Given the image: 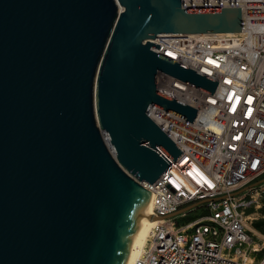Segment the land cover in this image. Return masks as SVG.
<instances>
[{"label": "water", "instance_id": "95a60500", "mask_svg": "<svg viewBox=\"0 0 264 264\" xmlns=\"http://www.w3.org/2000/svg\"><path fill=\"white\" fill-rule=\"evenodd\" d=\"M241 30V8L180 0H0V264H126L143 183L171 165L157 147L182 153L146 108L198 112L158 92L156 72L218 84L150 40Z\"/></svg>", "mask_w": 264, "mask_h": 264}, {"label": "built area", "instance_id": "2783aa9c", "mask_svg": "<svg viewBox=\"0 0 264 264\" xmlns=\"http://www.w3.org/2000/svg\"><path fill=\"white\" fill-rule=\"evenodd\" d=\"M183 9L241 8L234 34H159L151 51L218 82L213 94L158 70V92L198 110L193 122L150 104L146 114L182 152L154 182L160 221L133 264H264L253 229L264 203V0H180ZM102 137L114 156L106 133ZM204 213L187 221L198 208ZM184 220V221H181Z\"/></svg>", "mask_w": 264, "mask_h": 264}, {"label": "bare ground", "instance_id": "6f19581e", "mask_svg": "<svg viewBox=\"0 0 264 264\" xmlns=\"http://www.w3.org/2000/svg\"><path fill=\"white\" fill-rule=\"evenodd\" d=\"M218 34H234V33H218ZM152 208H153L152 202L151 199H149L143 211V214L138 222V225L136 227L131 250L126 264L134 263V261L140 255L143 248L146 246V242L151 228L160 222L154 218Z\"/></svg>", "mask_w": 264, "mask_h": 264}, {"label": "rangeland", "instance_id": "374dc122", "mask_svg": "<svg viewBox=\"0 0 264 264\" xmlns=\"http://www.w3.org/2000/svg\"><path fill=\"white\" fill-rule=\"evenodd\" d=\"M256 185L264 184V176L258 180L255 181ZM204 211L202 208H198L195 212H192L188 215V217L185 219V221L197 216L203 214ZM251 215L254 217V222H261L262 223V231H259L261 234H264V203L261 205L260 208L254 209L251 212ZM184 221V220H181Z\"/></svg>", "mask_w": 264, "mask_h": 264}, {"label": "trees", "instance_id": "16d2710c", "mask_svg": "<svg viewBox=\"0 0 264 264\" xmlns=\"http://www.w3.org/2000/svg\"><path fill=\"white\" fill-rule=\"evenodd\" d=\"M253 226L255 229L262 231V223L261 222H254Z\"/></svg>", "mask_w": 264, "mask_h": 264}, {"label": "crops", "instance_id": "0c3cea01", "mask_svg": "<svg viewBox=\"0 0 264 264\" xmlns=\"http://www.w3.org/2000/svg\"><path fill=\"white\" fill-rule=\"evenodd\" d=\"M253 229L256 230L258 233H260L259 230H257V229L254 228V226H253Z\"/></svg>", "mask_w": 264, "mask_h": 264}]
</instances>
